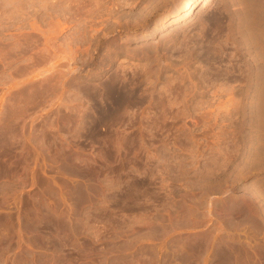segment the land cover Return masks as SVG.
Wrapping results in <instances>:
<instances>
[{
	"label": "rangeland",
	"instance_id": "rangeland-1",
	"mask_svg": "<svg viewBox=\"0 0 264 264\" xmlns=\"http://www.w3.org/2000/svg\"><path fill=\"white\" fill-rule=\"evenodd\" d=\"M192 1L0 0V264H264V0Z\"/></svg>",
	"mask_w": 264,
	"mask_h": 264
},
{
	"label": "bare ground",
	"instance_id": "bare-ground-1",
	"mask_svg": "<svg viewBox=\"0 0 264 264\" xmlns=\"http://www.w3.org/2000/svg\"><path fill=\"white\" fill-rule=\"evenodd\" d=\"M115 1V0H114ZM200 1H202V0H193L192 2H191V4L189 5V7L187 8V14L186 15H189V14H191V12H194L193 11V8L196 6V4L198 3V2H200ZM154 3V2H153ZM160 4V3H159ZM159 4H157V5H159ZM150 5V4H149ZM102 6V5H101ZM154 6V5H153ZM152 6V7H153ZM100 7V6H99ZM158 7V6H157ZM100 9V8H99ZM153 9V8H152ZM157 12V11H156ZM133 21V20H132ZM145 23V22H144ZM141 24V23H140ZM143 24V23H142ZM136 25H138L137 23H136ZM136 25H135V27H136ZM139 26V25H138ZM131 28H132V26H131ZM134 28V27H133ZM144 51V50H143ZM142 51V52H143ZM145 51H147V50H145ZM140 52V51H139ZM141 53V52H140ZM253 194V193H252ZM249 213V212H248ZM248 220V219H247ZM233 223V222H232ZM230 230V229H229ZM225 234V233H224ZM229 236V235H228ZM227 238V237H226ZM229 238V237H228ZM230 239V238H229ZM233 239V238H232ZM231 239V240H232ZM227 240V239H226ZM230 242V241H229ZM211 243V242H210ZM226 243V242H225ZM226 245H228V244H226ZM209 246V245H208ZM208 251V250H207ZM227 254V253H226ZM230 254V253H229ZM169 255V254H168ZM224 256H225V253L223 254ZM228 255V254H227ZM234 255V254H233ZM233 255H231V256H233Z\"/></svg>",
	"mask_w": 264,
	"mask_h": 264
}]
</instances>
